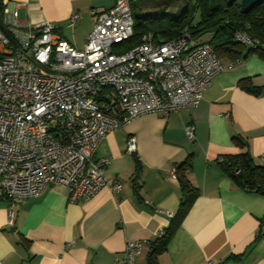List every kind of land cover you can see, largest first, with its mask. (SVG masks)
Returning <instances> with one entry per match:
<instances>
[{"label":"crops","instance_id":"0c3cea01","mask_svg":"<svg viewBox=\"0 0 264 264\" xmlns=\"http://www.w3.org/2000/svg\"><path fill=\"white\" fill-rule=\"evenodd\" d=\"M24 25L51 22L77 49L93 28L92 10L113 0H2ZM77 17L71 21L72 15ZM213 78L194 107L167 116L145 113L111 130L92 159L110 158L104 175L121 184L103 186L85 200L71 202L59 184L13 206L0 198V264H123L128 240L144 242L135 264H147L151 244L174 219L183 198L193 195L158 264H264V196L234 182L221 166L237 154L234 136L248 141L264 164V57L251 53L231 61ZM193 125L188 138L186 126ZM136 138L133 154L127 137ZM191 158L190 190L172 168Z\"/></svg>","mask_w":264,"mask_h":264},{"label":"built area","instance_id":"2783aa9c","mask_svg":"<svg viewBox=\"0 0 264 264\" xmlns=\"http://www.w3.org/2000/svg\"><path fill=\"white\" fill-rule=\"evenodd\" d=\"M22 6L5 3L7 25L0 28V198L10 203V223L13 206L49 184L65 187L71 202L103 186L119 190L121 184L104 175L110 158L92 159L98 143L141 114L167 116L196 106L216 74L233 63L225 66L209 43L186 28L170 40L147 32L118 52L134 33L131 0L92 10L93 28L82 49L61 38L51 22L22 24ZM237 38L250 43L242 34ZM193 129L186 126L190 139ZM135 150L130 135L125 152ZM170 176L176 178L175 167ZM143 243L128 240L122 263L135 264Z\"/></svg>","mask_w":264,"mask_h":264},{"label":"trees","instance_id":"16d2710c","mask_svg":"<svg viewBox=\"0 0 264 264\" xmlns=\"http://www.w3.org/2000/svg\"><path fill=\"white\" fill-rule=\"evenodd\" d=\"M151 2L159 10L143 13L141 7ZM183 2L176 13L165 10ZM0 0V28L4 29L3 8ZM134 17V33L126 41L120 42L118 52H124L137 45L143 34L152 32L156 40H170L186 28L194 38L209 43L219 59L240 60L251 53L264 57V0H260L252 9L246 11L239 0H131ZM164 9V10H163ZM162 10V12H161ZM198 16L197 20L195 17ZM242 34L250 43L237 38ZM207 35L206 39H200ZM254 45V46H253ZM111 94V91L108 90ZM234 143L240 147L237 154L222 157L221 166L235 183L243 188L264 196V164L257 163L250 153L248 141L240 136L233 137ZM191 158L179 163L176 178L183 189L190 190L188 171ZM193 195L183 198L174 219L151 244L147 256V264H158V256L166 249V245L176 227L183 218Z\"/></svg>","mask_w":264,"mask_h":264},{"label":"rangeland","instance_id":"374dc122","mask_svg":"<svg viewBox=\"0 0 264 264\" xmlns=\"http://www.w3.org/2000/svg\"><path fill=\"white\" fill-rule=\"evenodd\" d=\"M192 1L195 2V0H192ZM182 6H183V2H177L175 5L171 6L170 8L166 9L165 11L168 13L174 14ZM157 10H159V9L155 8L153 6V3H151V2H148L141 7V12H143V13L155 12ZM161 12H162V10H161ZM197 18H198V16L195 17V20H197ZM3 24L7 25L4 18H3ZM206 37H207V35H204L200 39H206Z\"/></svg>","mask_w":264,"mask_h":264},{"label":"water","instance_id":"95a60500","mask_svg":"<svg viewBox=\"0 0 264 264\" xmlns=\"http://www.w3.org/2000/svg\"><path fill=\"white\" fill-rule=\"evenodd\" d=\"M229 2L236 0H228ZM244 10L248 11L252 9L260 0H239Z\"/></svg>","mask_w":264,"mask_h":264}]
</instances>
